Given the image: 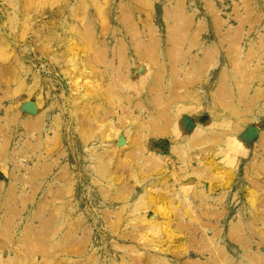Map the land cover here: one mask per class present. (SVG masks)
<instances>
[{"label":"rangeland","instance_id":"1","mask_svg":"<svg viewBox=\"0 0 264 264\" xmlns=\"http://www.w3.org/2000/svg\"><path fill=\"white\" fill-rule=\"evenodd\" d=\"M0 264H264V0H0Z\"/></svg>","mask_w":264,"mask_h":264}]
</instances>
